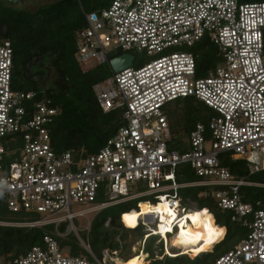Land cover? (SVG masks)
<instances>
[{
  "label": "built area",
  "instance_id": "built-area-1",
  "mask_svg": "<svg viewBox=\"0 0 264 264\" xmlns=\"http://www.w3.org/2000/svg\"><path fill=\"white\" fill-rule=\"evenodd\" d=\"M82 11L86 25L76 32V57L83 70L109 65L111 75L94 91L102 110L117 111L123 124L96 153L76 158L70 150L56 152L50 125L58 108L45 89L13 88V46L0 35V196L8 197L13 212L42 215L0 225H53L54 233L64 235L59 232L63 222L73 225L105 207L154 195L155 203L145 202H167L177 213L171 222L176 228L190 211L179 189L201 186L200 196L211 194L248 230L210 264H264V210L257 207L259 201L245 202L241 193L244 186L264 184L237 177L220 160L227 153L246 161L250 173L264 172V2L112 0L107 7ZM204 38L216 46L220 60L201 76L190 48ZM136 49L154 58L136 65L134 55L130 66L115 71L111 60ZM183 98L201 101L214 112L206 123L195 124L186 151L176 148L179 144L170 148L167 108ZM182 164L198 180L178 182L176 168ZM138 183L148 189L134 193ZM102 185L106 202L96 200ZM77 205L85 208L74 210ZM149 215H154V226L145 225L146 216L139 219L146 226L145 239L159 235L167 244L159 229L167 215ZM77 237L86 254L66 253L46 233L43 246L19 256L0 255V264H108L107 256L117 253L106 249L97 257L88 241Z\"/></svg>",
  "mask_w": 264,
  "mask_h": 264
},
{
  "label": "trees",
  "instance_id": "trees-1",
  "mask_svg": "<svg viewBox=\"0 0 264 264\" xmlns=\"http://www.w3.org/2000/svg\"><path fill=\"white\" fill-rule=\"evenodd\" d=\"M112 0H53L38 6L34 10L18 8L7 0H0V35L10 39L13 46V88L20 91L45 89L47 97L52 99L53 106L59 113L50 125L52 146L56 152L62 153L70 150L76 158L86 157L98 152L123 124L117 111L104 112L99 106L94 86L111 75L107 64L97 65L89 70H83L76 57V32L86 25L82 7L86 11L97 10L109 6ZM263 1L264 0H249ZM196 54L197 68L201 76L207 74L208 69L214 66L220 55L216 46L204 38L192 48ZM36 69L34 70V65ZM49 71L42 69L47 66ZM54 74V80L47 85L48 76ZM183 104L181 113H169L172 138L170 148L176 136H189L197 122H207L213 115L210 108L201 101L191 98L176 100L172 106ZM172 106L168 109L172 111ZM173 106V107H174ZM177 111V110H175ZM174 117L177 118L174 120ZM179 120V121H178ZM185 151L184 149H180ZM222 165L227 166L237 177H247L253 182L264 184V172L250 173L246 161L234 159L227 153L220 155ZM176 180L180 183L198 180L187 164L176 168ZM184 203L189 199L197 204L203 211L210 228L226 227L227 231L221 241L214 244L209 251L197 256L179 255L169 257L164 254L163 241L157 243L159 235H151L145 239V225L139 223L134 226L128 222V217L138 210V203L144 199H134L111 205L92 214L88 219L89 227L79 229L82 237L88 241L92 251L97 257H103L106 249L118 251L126 245L123 241L128 232L133 231L139 235L138 240L144 241L142 258L139 264L146 260L149 264H210L219 256L234 248L247 235V228L232 219L233 212L223 210L211 194L200 196L204 190L201 186H189L179 189ZM243 200L251 202L264 210V186H244L241 188ZM96 200L106 202V187L102 185ZM155 203V202H154ZM142 204V203H141ZM125 213L127 228L121 217ZM10 214L30 216L29 221L40 217L31 212L21 210L13 212L8 206V197L0 196V221L25 222L11 220ZM214 215V216H213ZM215 217V220H214ZM215 221V222H214ZM77 225V219L75 220ZM68 223L63 222L59 232L54 233V226L21 227L0 225V255L5 258L25 254L34 245H44V235L53 234L58 240L62 250H68L72 255L87 251L80 245L74 231L67 232ZM136 227V228H135ZM222 233V231H221ZM162 258L156 257V255ZM130 258L123 259V262Z\"/></svg>",
  "mask_w": 264,
  "mask_h": 264
},
{
  "label": "bare ground",
  "instance_id": "bare-ground-1",
  "mask_svg": "<svg viewBox=\"0 0 264 264\" xmlns=\"http://www.w3.org/2000/svg\"><path fill=\"white\" fill-rule=\"evenodd\" d=\"M140 209L135 210L129 217L128 222L131 225H139L140 217L153 214L155 212H161L166 218L167 223L160 226V233L167 237L166 232H172L171 246L180 247L179 252H172L170 250V243L167 242L166 254L169 257H177L179 255L196 254L199 255L204 251H209L213 248L214 244L221 241L224 237V228L220 226V229L210 228L212 224H209L205 219V213L198 209V207L184 213L181 219L178 220L179 225L173 228L171 222L176 219L177 213L169 207L167 202H161L159 204H151L148 202H141ZM125 213L122 215V223L126 226L127 217L125 220ZM215 222V221H214ZM138 227V226H137ZM127 228H132L127 226ZM136 228V227H135ZM225 229V228H224ZM226 231V229H225ZM193 256V257H194ZM134 256L130 257L133 258ZM145 264V262L143 263Z\"/></svg>",
  "mask_w": 264,
  "mask_h": 264
},
{
  "label": "rangeland",
  "instance_id": "rangeland-1",
  "mask_svg": "<svg viewBox=\"0 0 264 264\" xmlns=\"http://www.w3.org/2000/svg\"><path fill=\"white\" fill-rule=\"evenodd\" d=\"M52 1L53 0H21L18 3H15L14 5L18 8H23V9H27V10H34L38 6L46 4V3H50ZM190 50H191V48H190ZM117 53H119V51ZM132 53H133V55H135V64L136 65H139L140 63L144 62L145 60H149V59L154 58V56H150V55L146 54L145 51H139L137 49L133 50ZM50 73H52V72L50 71L49 74ZM53 80H54V74L49 75L47 82H46L47 85H50ZM171 106H172V104H170L167 108L169 109ZM173 106H172L173 110L169 111L168 114L169 113L171 114L173 112H178L180 114L182 109H183V104L181 103L179 105H175L174 107ZM175 110H177V111H175ZM210 111L214 114V112L212 110H210ZM175 119H177V118L174 117V120ZM171 138H172V135H171ZM173 144L174 145L179 144L178 147L175 146L178 149H184L185 151L190 149V142H189V138L187 136L177 135L176 141H174ZM147 189H148V186H146L145 184L138 183V184H135L134 193L139 192V191L141 192V191H144ZM140 199L149 200L152 203L156 201L154 198V195H151V196H148L145 198H140ZM196 205L194 202L184 203V206H186L189 210H193L194 208H196L197 207ZM82 208H85V206H82V205L74 206V210H78V209H82ZM31 214H35V213H31ZM36 215H39L40 218L42 217V215H40V214H36ZM9 217L13 221H15V220H23V221L31 220L30 216L23 218V216H19L18 214H10ZM91 217H92V213L89 214L88 217L77 218V225H75V223L73 225L68 224L66 233L70 232V231H74V233L77 235L79 232L80 237L83 240H85L82 237L79 229L86 228L88 226V219L87 218H91ZM145 219H146L145 225L154 226L155 221L151 215H147L145 217ZM125 224H126V227L129 226L127 224V222ZM132 227H134V226H132ZM79 235H77V236H79ZM159 238H160V236L158 237L157 243L159 242ZM171 238H172V234H169L167 236V241H169V243H170V247H169L170 250L172 252H179L180 247H172L171 246ZM138 239H139V235L137 233H135L133 231H129L126 239L123 241V244L126 242V245L123 248H121L120 250H118L117 253H115V252L110 253L109 256H107V263L108 264H139V262L142 258V252L141 251H142V248L144 246V242H143V240H138ZM85 241H87V240H85ZM164 245L166 247L167 244H164ZM64 251L66 253L69 252L66 249ZM187 255L193 257L196 254H187ZM132 256H134V257L130 258ZM127 258H130V259L123 262V259H127Z\"/></svg>",
  "mask_w": 264,
  "mask_h": 264
},
{
  "label": "water",
  "instance_id": "water-1",
  "mask_svg": "<svg viewBox=\"0 0 264 264\" xmlns=\"http://www.w3.org/2000/svg\"><path fill=\"white\" fill-rule=\"evenodd\" d=\"M11 3H18L21 0H7ZM134 55L130 53H123L122 55L111 60L112 67L115 71H120L121 69L130 66L133 62ZM154 216V215H152Z\"/></svg>",
  "mask_w": 264,
  "mask_h": 264
},
{
  "label": "flooded vegetation",
  "instance_id": "flooded-vegetation-1",
  "mask_svg": "<svg viewBox=\"0 0 264 264\" xmlns=\"http://www.w3.org/2000/svg\"><path fill=\"white\" fill-rule=\"evenodd\" d=\"M33 67H34V70H35V71H38V70L36 69V68H37V67H36V64H35ZM42 69L48 71V70H49V69H48V65H47V66H42V67H41V70H42ZM49 72H50V71H49Z\"/></svg>",
  "mask_w": 264,
  "mask_h": 264
},
{
  "label": "crops",
  "instance_id": "crops-1",
  "mask_svg": "<svg viewBox=\"0 0 264 264\" xmlns=\"http://www.w3.org/2000/svg\"><path fill=\"white\" fill-rule=\"evenodd\" d=\"M257 183H259V182H257ZM262 184H263V183H262ZM256 186H260V185H256ZM213 216H214V215H213ZM88 219H89V218H88ZM214 220H215V217H214ZM89 224H90V223L88 222V226H87L86 228L89 227ZM224 228L226 229V227H224ZM226 231H227V229H226ZM226 231H225V234H226ZM224 236H225V235H224ZM143 242H144V241H143ZM141 252H143V251H141ZM68 253H69V252H68ZM146 257H147V256H146ZM146 257H145V258H146Z\"/></svg>",
  "mask_w": 264,
  "mask_h": 264
},
{
  "label": "clouds",
  "instance_id": "clouds-1",
  "mask_svg": "<svg viewBox=\"0 0 264 264\" xmlns=\"http://www.w3.org/2000/svg\"><path fill=\"white\" fill-rule=\"evenodd\" d=\"M139 209V208H138ZM121 222H122V217H121Z\"/></svg>",
  "mask_w": 264,
  "mask_h": 264
}]
</instances>
